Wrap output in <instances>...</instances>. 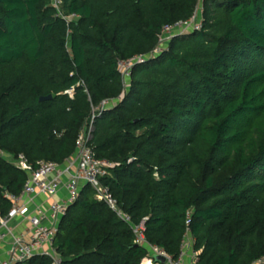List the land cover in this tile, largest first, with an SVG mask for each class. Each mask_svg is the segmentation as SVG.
<instances>
[{
  "label": "trees",
  "instance_id": "trees-1",
  "mask_svg": "<svg viewBox=\"0 0 264 264\" xmlns=\"http://www.w3.org/2000/svg\"><path fill=\"white\" fill-rule=\"evenodd\" d=\"M199 6L202 28L135 64L124 86L118 61L148 55ZM93 115L88 145L112 164L100 182L150 245L175 260L189 237L193 264H264V0H0L1 215L27 177L17 155L63 164ZM53 246L60 264L148 253L89 185Z\"/></svg>",
  "mask_w": 264,
  "mask_h": 264
},
{
  "label": "built area",
  "instance_id": "built-area-1",
  "mask_svg": "<svg viewBox=\"0 0 264 264\" xmlns=\"http://www.w3.org/2000/svg\"><path fill=\"white\" fill-rule=\"evenodd\" d=\"M58 8L60 0H52ZM200 12L174 24L162 27L158 36V44L148 55H136L130 59L119 60L117 65L124 86L127 84L130 72L137 63H142L166 49L168 41L176 34L202 28L199 18ZM69 18H76L70 15ZM70 97L73 88L66 90ZM109 101L103 100L100 110L108 107ZM94 115L89 124L78 134L76 152L73 157L66 159L63 164L53 161L40 160L34 167L23 154L17 155L13 164L26 172L27 177L19 194L4 192L3 197L11 202L7 214H0V247L9 240L7 258L0 260V264H15L36 254L48 255L54 264H60L53 242L58 223L65 215L68 207L75 201L82 185H89L94 191V197L104 201L123 221L130 224L134 233V242L147 247L148 253L145 263L154 264L152 256L160 254L166 257V264H193L196 253L192 250L191 239L186 237L182 241L181 251L177 259H172L162 249L150 245L144 236L143 222L132 224L129 214L122 211L116 199L108 188L100 182V177L108 174L112 166L106 159H98L88 141L93 130ZM143 262V261H142Z\"/></svg>",
  "mask_w": 264,
  "mask_h": 264
},
{
  "label": "crops",
  "instance_id": "crops-1",
  "mask_svg": "<svg viewBox=\"0 0 264 264\" xmlns=\"http://www.w3.org/2000/svg\"><path fill=\"white\" fill-rule=\"evenodd\" d=\"M8 249H9V240L5 242L1 247H0V260H4L7 258L8 254ZM144 260V259H143ZM188 258H186V262L184 264H188ZM153 264V263H152Z\"/></svg>",
  "mask_w": 264,
  "mask_h": 264
},
{
  "label": "water",
  "instance_id": "water-1",
  "mask_svg": "<svg viewBox=\"0 0 264 264\" xmlns=\"http://www.w3.org/2000/svg\"><path fill=\"white\" fill-rule=\"evenodd\" d=\"M52 96L51 95H48V96H45V97H40V100H46V99H50ZM153 258V261L155 263H166V257L163 256V255H160V254H154L152 256Z\"/></svg>",
  "mask_w": 264,
  "mask_h": 264
},
{
  "label": "rangeland",
  "instance_id": "rangeland-1",
  "mask_svg": "<svg viewBox=\"0 0 264 264\" xmlns=\"http://www.w3.org/2000/svg\"><path fill=\"white\" fill-rule=\"evenodd\" d=\"M198 11L200 12V6H199V8H198ZM142 263H145V260H143V262Z\"/></svg>",
  "mask_w": 264,
  "mask_h": 264
}]
</instances>
